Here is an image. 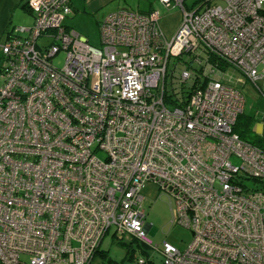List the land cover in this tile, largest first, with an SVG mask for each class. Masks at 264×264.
Masks as SVG:
<instances>
[{
  "label": "built area",
  "instance_id": "built-area-1",
  "mask_svg": "<svg viewBox=\"0 0 264 264\" xmlns=\"http://www.w3.org/2000/svg\"><path fill=\"white\" fill-rule=\"evenodd\" d=\"M187 1L154 0L181 11L169 41L158 10L107 14L100 49L64 25L69 0L27 1L0 45V264H91L110 230L151 247L147 184L192 235L162 264H264V191L244 184L264 182V116L258 144L233 132L245 101L217 66L264 79V0ZM198 53L208 74L167 103L170 61Z\"/></svg>",
  "mask_w": 264,
  "mask_h": 264
},
{
  "label": "rangeland",
  "instance_id": "rangeland-1",
  "mask_svg": "<svg viewBox=\"0 0 264 264\" xmlns=\"http://www.w3.org/2000/svg\"><path fill=\"white\" fill-rule=\"evenodd\" d=\"M26 1L28 0H0V45L4 43L6 34L12 28L30 24V12L21 8L26 4ZM69 1L73 2L76 11L66 17L64 25L86 38L89 45L96 49L101 48L98 24L104 16L120 9L139 11L145 14L152 9L158 10L161 13L160 27L168 41L174 36L182 21V14L178 8L169 11L163 10L154 0H115L100 7L97 11H91L86 7L83 10L81 8L83 0ZM192 1L188 0L186 4L191 5ZM198 56L200 64L196 61ZM62 57V55L59 56L58 65L61 64ZM208 67L205 56L200 53L183 54L178 59H172L168 65L165 94L171 95L174 92L177 94L176 96H179L180 88L188 92L196 76H202L201 72L204 69V75L208 74ZM183 71H188L191 74V79L180 85L178 78ZM223 82L236 88L243 95L245 101L243 113L254 118L256 122L254 133H257L262 116H264V95L260 93L261 91L264 94V79L257 82L256 86L260 89L258 91L256 86L244 80L239 73L227 68L223 73ZM232 163L237 164L234 160ZM244 184L249 189L256 185L251 180H245ZM141 196L144 198L145 223L150 225L146 236L151 242V247L146 248L140 243L132 241L130 237L117 238L110 230L103 238L99 252L91 264H136V260L139 258L148 259L153 264H162L160 253L154 248L161 250L163 244L167 243L182 251L188 246L192 237L191 232L183 226L171 224L173 208L169 199L152 184H147L142 189Z\"/></svg>",
  "mask_w": 264,
  "mask_h": 264
},
{
  "label": "trees",
  "instance_id": "trees-1",
  "mask_svg": "<svg viewBox=\"0 0 264 264\" xmlns=\"http://www.w3.org/2000/svg\"><path fill=\"white\" fill-rule=\"evenodd\" d=\"M23 7L29 11V9L27 7V3ZM210 61L213 64L214 63L216 64L214 58H211ZM217 66L223 71L226 69V65L221 63V62H218ZM0 67H1V62H0ZM197 79H198V77L196 76V78L194 79V83H197ZM175 97H176V94L174 92H172L171 95H166V102L169 104H172ZM255 124H256V122H255L253 117L245 115L243 113L242 115H240L237 118L236 123L233 127V132L236 133L242 141L249 143V144L256 145L259 143V139L254 135ZM255 184L258 187V189L264 191V182L255 181ZM98 252H99V250H97L96 254H98ZM96 254H95V256H96ZM95 256H94V258H95Z\"/></svg>",
  "mask_w": 264,
  "mask_h": 264
},
{
  "label": "crops",
  "instance_id": "crops-1",
  "mask_svg": "<svg viewBox=\"0 0 264 264\" xmlns=\"http://www.w3.org/2000/svg\"><path fill=\"white\" fill-rule=\"evenodd\" d=\"M113 1H115V0H83L84 5L81 3L82 4L81 8L84 10V7H86L87 9H89L91 11H97L100 7H104ZM26 3H27V1H26ZM25 5L26 4L21 6V8H23L24 10H25V8L23 6H25ZM70 5H71V11L75 12L76 8H75L72 1L70 2ZM28 13H29V11H28ZM30 16H31V14H30ZM31 24H32V16H31V22L28 26H30ZM28 26H25V27H28ZM0 61H1V57H0Z\"/></svg>",
  "mask_w": 264,
  "mask_h": 264
}]
</instances>
